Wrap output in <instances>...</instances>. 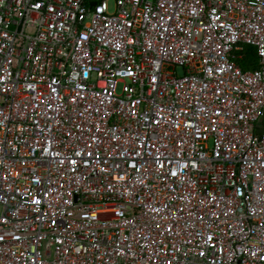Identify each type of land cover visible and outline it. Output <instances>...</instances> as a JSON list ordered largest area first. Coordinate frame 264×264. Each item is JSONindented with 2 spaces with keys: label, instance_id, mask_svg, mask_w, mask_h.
<instances>
[{
  "label": "built area",
  "instance_id": "2783aa9c",
  "mask_svg": "<svg viewBox=\"0 0 264 264\" xmlns=\"http://www.w3.org/2000/svg\"><path fill=\"white\" fill-rule=\"evenodd\" d=\"M0 264H264V0H0Z\"/></svg>",
  "mask_w": 264,
  "mask_h": 264
},
{
  "label": "trees",
  "instance_id": "16d2710c",
  "mask_svg": "<svg viewBox=\"0 0 264 264\" xmlns=\"http://www.w3.org/2000/svg\"><path fill=\"white\" fill-rule=\"evenodd\" d=\"M238 53H240L241 56L236 60V62L243 71H255L260 68L256 47L244 45Z\"/></svg>",
  "mask_w": 264,
  "mask_h": 264
},
{
  "label": "water",
  "instance_id": "95a60500",
  "mask_svg": "<svg viewBox=\"0 0 264 264\" xmlns=\"http://www.w3.org/2000/svg\"><path fill=\"white\" fill-rule=\"evenodd\" d=\"M93 5H95V3H93Z\"/></svg>",
  "mask_w": 264,
  "mask_h": 264
}]
</instances>
